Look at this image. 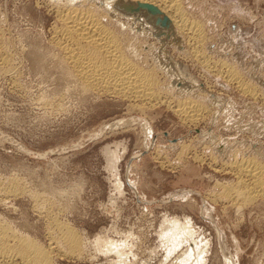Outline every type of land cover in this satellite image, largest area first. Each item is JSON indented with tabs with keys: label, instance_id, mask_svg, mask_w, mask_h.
Instances as JSON below:
<instances>
[{
	"label": "rangeland",
	"instance_id": "rangeland-1",
	"mask_svg": "<svg viewBox=\"0 0 264 264\" xmlns=\"http://www.w3.org/2000/svg\"><path fill=\"white\" fill-rule=\"evenodd\" d=\"M120 1L0 0V227L15 233L0 264H34L12 236L51 264H264V191L240 172L255 159L264 184V0H180L196 51L172 25L161 43ZM71 7L112 32L159 99L84 88L52 42ZM185 100L201 107L191 123Z\"/></svg>",
	"mask_w": 264,
	"mask_h": 264
},
{
	"label": "bare ground",
	"instance_id": "bare-ground-1",
	"mask_svg": "<svg viewBox=\"0 0 264 264\" xmlns=\"http://www.w3.org/2000/svg\"><path fill=\"white\" fill-rule=\"evenodd\" d=\"M179 1L180 0H128L126 2L120 1L119 3H117L115 5V9L119 10L118 7L120 5L121 6L126 5V4L132 5V4H137V3H146V4H151L155 6L162 13V15L167 17L171 25L174 26V28L176 29L178 33L180 32L184 34L185 36H187V39L189 40L194 50L196 51L195 45H197V43L195 42H198V39H196L197 34L195 35V33L197 32L199 34L198 24L197 22H194L185 16L184 12L179 7ZM131 16H137V15H131ZM148 17L150 19L153 17L152 20L156 18V16H148ZM57 18L60 21L62 28L60 29L59 32L56 33L57 36L55 39H53L52 42H54V46L60 51L59 53H61L60 58L62 59L61 61L63 62V65L66 64L70 68V70L72 69L75 72V73L73 72V74H75V77H77L84 84L85 86L84 88L93 90L95 92H100V93L116 94L117 96L119 95L121 97H124L125 99L128 98L129 100H133L135 102H141L143 103V105L150 102L151 99L154 100L157 97L153 95L154 94V92L152 91L153 88L151 89L152 85L158 84V82L155 81L156 79H153L152 76L150 77L148 75L149 72H146L147 69L145 71L139 68L137 65L131 63V61H128L123 56V52H121V48L118 47L117 45L118 43L116 42V39L111 35L112 32L111 33L108 32L109 30L107 31V29H105V27H103L98 22V19L95 18V15H93V13H91L90 11H85V9L83 10V7H71L68 10H66L65 13L60 12ZM146 22L150 26H153L151 23H149L148 20H146ZM56 30L58 31V28ZM155 30L157 31L158 29L155 28ZM2 56L3 55H0V64L4 65L6 62L4 60L5 58H3ZM197 56L199 55L197 54ZM225 65L223 64L222 66L225 67ZM227 68L225 67L226 70ZM227 72L228 70L225 73L226 74L229 73L228 78L230 80L234 82L236 81V83L240 84V87L243 90L246 89L245 88L246 83L242 81L243 84H241L239 82L240 80H239V77H237V74L232 73L231 70L228 73ZM151 74L152 73L150 72V75ZM249 92H252V91H249ZM157 99L159 98L157 97L155 100ZM177 108H178V111L184 112L182 118L189 119L190 123H191L190 120L195 121V118L199 117L202 113L200 109L201 107L197 106L195 102L191 100L183 101L181 104L177 105ZM254 161H250V162L248 161V163H245V164L242 163L243 165L241 164L242 166V168L240 169V172H242L241 175L243 176L246 175V177L250 181L248 182L247 180V181H242V182L243 184H245L244 182H246V185L244 186L247 188L249 187L248 189H252V187L255 188L256 186H258L257 188L260 187L264 191V188H263L264 184L262 182L263 184L262 185L259 181L261 179L260 175L263 172L262 171L263 168L259 166L260 163L257 164V163H254ZM242 170L245 171L244 174ZM241 188L240 190H243ZM247 190L245 189L244 191L247 192ZM249 191L252 193L251 190ZM258 192L255 191V194L256 193L261 194V192L260 193ZM251 193L249 194L251 195ZM249 198H247V200ZM251 199L253 200V197L249 199L250 203L252 202ZM3 226L4 225L2 224V227ZM4 229L5 228L0 227V254L1 255L7 254V251L10 250L8 245H9L10 237L13 234L12 231L11 232L8 231L12 234H9L10 236L7 237L6 232H4ZM65 236L64 237L68 245L71 248L76 249L77 243L79 242L78 240H76L77 235L75 233L72 234V232L71 233L69 232ZM15 237L12 236L11 240H13V238L14 240L15 239L18 240L17 244L19 245V250L22 249L21 251L24 252V254L27 253L26 254L27 256L28 254H31L32 257H34V261H32V263L34 262V264H36L35 261L39 260L41 264H51V261H50L51 258H49V256L45 253V251H43V249H41V247L31 242V240H29L28 237L22 236L19 238L18 235H17L18 239ZM17 244H15V246ZM76 251H78V249ZM28 257H30V255ZM28 259H26V261L30 262V260ZM9 260L8 261L4 260L2 262L5 264L8 262L13 263L14 261L13 259H9Z\"/></svg>",
	"mask_w": 264,
	"mask_h": 264
},
{
	"label": "water",
	"instance_id": "water-1",
	"mask_svg": "<svg viewBox=\"0 0 264 264\" xmlns=\"http://www.w3.org/2000/svg\"><path fill=\"white\" fill-rule=\"evenodd\" d=\"M118 9L121 10L122 13L128 15H137L135 19L139 20L140 23L146 22L143 21V19L148 20L149 23H151L154 26V28L158 29L156 32H154L153 37L156 39H160L161 43L163 44L165 43V41L167 42L169 37L173 35V31L171 29V23L169 22L167 17L162 15V13L158 10V8H156L151 4H146V3H137L136 5L126 4L122 6L120 5ZM148 16H156V18L152 20L153 17L150 19ZM183 86H186V83L183 84Z\"/></svg>",
	"mask_w": 264,
	"mask_h": 264
}]
</instances>
